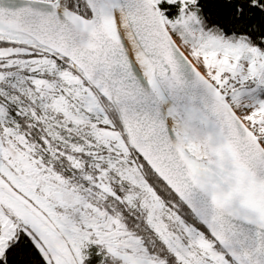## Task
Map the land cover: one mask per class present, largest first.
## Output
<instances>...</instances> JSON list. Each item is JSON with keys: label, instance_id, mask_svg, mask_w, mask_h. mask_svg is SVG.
Segmentation results:
<instances>
[{"label": "snow or ice", "instance_id": "1", "mask_svg": "<svg viewBox=\"0 0 264 264\" xmlns=\"http://www.w3.org/2000/svg\"><path fill=\"white\" fill-rule=\"evenodd\" d=\"M0 264H264V0H0Z\"/></svg>", "mask_w": 264, "mask_h": 264}]
</instances>
